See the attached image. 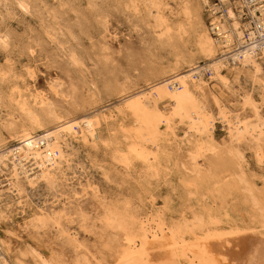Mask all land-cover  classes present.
Returning a JSON list of instances; mask_svg holds the SVG:
<instances>
[{
    "label": "bare ground",
    "instance_id": "bare-ground-1",
    "mask_svg": "<svg viewBox=\"0 0 264 264\" xmlns=\"http://www.w3.org/2000/svg\"><path fill=\"white\" fill-rule=\"evenodd\" d=\"M142 1L143 6L133 5L131 0L132 7L137 12V9L144 12V22L153 24V31L161 29L164 32L160 38L174 36V31L180 32L184 18L193 21L192 30L196 34V52L173 53V62L166 67L157 64L153 71L146 70L147 76H160L155 84L131 94L121 89L122 104L114 106L113 111L105 113L95 109L78 119H71L69 112L57 108L48 93L29 91L25 81H16L12 87L14 109L0 119V133L6 131L15 139V146H9V143L0 145V179L7 176L8 198L20 213H12V205L1 204L0 200V264H25L26 254L32 257L34 264H92L89 255L93 258L94 254L79 241L78 233H72L65 226V220L73 224L79 213L59 206L65 196L57 188L66 190L71 188L70 183L77 182L79 192H74L76 197L87 194L88 190L78 175L68 178L61 170L62 165L68 163L66 149L70 144L67 137L79 138L85 144L99 143L103 141L100 133L103 125L110 128L116 123L122 124V138L116 144L115 159L121 163V174L127 179L132 178V160L142 161L157 176L165 160L171 163L167 143L177 138L180 139L178 150L189 147L194 177L189 181L183 179V184L187 187L188 200L193 198L202 206L192 220L184 218L173 228L163 221L158 223L154 216H146L137 230L130 216L127 220L116 212L105 214L101 226L106 234L103 244L110 250L116 264H264V231L224 229L233 222V203L239 202L240 198L248 204L251 216L264 229V188L249 181L243 167L244 157L238 150L240 145L252 147L258 161L264 164V46L255 50L245 45L244 36L250 24L240 22L230 0H220L227 9L226 13L207 0L174 1L175 7L165 0ZM256 1L255 7H264V0ZM36 2L0 0V6H11L20 14H28L34 11ZM204 6H208L205 12L219 29L218 38L212 35L202 17ZM220 10L224 14L219 15ZM249 36L253 37L252 31ZM0 42L8 47L10 36L0 35ZM197 55L203 58L202 62L197 61ZM225 68L234 73L237 85L245 77L258 86L260 101L251 93H241L242 89L223 75ZM25 73L29 74L30 68ZM207 73L211 74L210 83L205 80ZM214 82L226 90L230 97L228 101H223L218 91L209 88ZM83 83L88 88L90 104L112 93L109 81L105 82L103 91L94 79L85 78ZM208 91L216 113L203 100ZM73 93L72 98H75V90ZM55 94L62 96L63 100L68 97L60 95V91ZM2 100L0 94V108ZM164 103L171 106L168 112L161 107ZM70 106L76 109L75 100ZM127 119L131 121L130 127L124 126L126 122L123 121ZM217 121L227 130L223 140L234 150H219L214 138ZM53 123L57 125L50 128L48 125ZM179 124L185 126L183 136L176 132ZM200 159L205 161L204 171L198 164ZM36 185L47 186L53 193L44 208L32 205L34 217L26 221V205L22 198L24 195L28 197L29 190ZM92 190L99 193L97 187ZM18 216L23 219L19 221ZM81 217L80 226L87 231L89 219L84 214ZM47 223L60 234L56 244L60 249L53 248L48 252L28 245L12 256L13 238H28L36 243L32 231L36 230L38 235ZM68 250L73 254L72 260L65 256ZM96 262L99 261L96 259Z\"/></svg>",
    "mask_w": 264,
    "mask_h": 264
},
{
    "label": "rangeland",
    "instance_id": "rangeland-1",
    "mask_svg": "<svg viewBox=\"0 0 264 264\" xmlns=\"http://www.w3.org/2000/svg\"><path fill=\"white\" fill-rule=\"evenodd\" d=\"M165 1L175 7L174 1L179 0ZM207 1L212 5L216 0ZM132 3L143 6L142 0H132ZM132 3L131 0H37L36 8L28 14H20L11 6H0V35L8 34L11 41L8 47L0 42V94L3 99L0 119L14 109L11 92L16 81H25L29 91L34 93H48L57 108L69 112L71 119H78L95 109L105 113L113 111L114 106L122 104L121 89L131 94L137 89H145L155 84L160 80V76H147L146 70L151 72L161 64L166 67L173 62V53L196 52V34L192 30V20L184 18L180 32L174 31V36L165 35L160 38L164 32H161V29L153 31V24L147 25L144 22V12L141 13V10L137 9L140 12L138 13ZM207 9L208 6H204L202 17L209 26V13L205 12ZM197 61L202 62L203 58L197 55ZM28 68L30 73L26 74ZM169 71V74L173 73L171 69ZM222 73L235 87L242 89L241 93H251L260 101L258 86L245 77H242L237 85L235 75L229 68H225ZM210 77L211 74L207 73L205 80L208 83L211 81ZM85 78L94 79L100 90L105 82L109 81L112 93L103 95L97 99L98 102L90 104L87 99L88 88L83 83ZM209 88L218 91L223 101L230 99L218 82L210 84ZM73 90L76 92L75 98H72ZM57 91H60V95H67V101L63 100L62 96H56ZM73 100L76 102V109L70 106ZM203 100L216 113L209 91ZM161 107L168 112L171 106L164 103ZM262 110L264 116V106ZM127 120L123 121L126 122L124 126L130 127L131 121ZM56 125L53 123L48 126L52 128ZM177 127H180L176 130L178 136H183L185 126L179 124ZM100 133L103 141L95 144H85L79 138L67 137L70 144V148L66 149L68 163H64L61 170L68 178H72L74 174L78 175L88 189L87 194L75 196L74 192H79L77 182L70 183L71 188L57 190L63 191L65 196L59 206L79 213L75 216L77 220L73 224L65 220V226L69 227L72 233H78L79 241L85 243L94 254V259L89 255L92 264H116L110 250L103 244L106 234L101 226L105 214L116 212L127 220L131 217L137 230L146 216H154L158 223L163 221L166 226L173 228L184 218L192 220L202 206L194 202L193 198L189 201L186 195L187 187L183 184V179L189 181L194 175L191 174L193 166L190 148L183 146L178 150L180 139L176 138V141L167 143L171 163L165 160L161 164L159 175L155 176V172L148 170L142 161L134 159L130 171L132 178L127 179L121 174V163L115 159L116 144L120 143L122 138V124L116 123L110 128L104 124ZM0 134V141H3L0 145L9 143V146H15V139L6 131ZM226 136L225 126L217 121L214 138L221 152L234 150L231 144L223 140ZM238 150L244 157L243 167L247 178L252 184L263 189L264 164L258 161L252 147L240 145ZM198 164L204 171L205 161L200 159ZM8 184L7 176H3L0 179V200L4 205H12L8 198ZM95 187L99 191L98 194L92 190ZM52 193L47 186L36 185L34 189L29 190L28 197L23 196L22 201L27 212L26 221L34 217L32 205L44 208L51 200ZM233 205V222L225 225L226 231H264L251 216L250 208L242 198ZM11 207L12 213L19 211L15 205ZM81 213L89 219L87 231L80 226ZM22 217L17 218L20 221ZM36 233V230L32 231L36 243L28 238H13L12 256L19 254V250L23 251L28 245L48 252L53 248L60 249L56 246L60 234L49 223L39 230L38 235ZM65 256L72 260L73 254L68 250L65 251ZM96 259L99 262H96ZM23 261L25 264H34L29 254L24 256Z\"/></svg>",
    "mask_w": 264,
    "mask_h": 264
},
{
    "label": "built area",
    "instance_id": "built-area-1",
    "mask_svg": "<svg viewBox=\"0 0 264 264\" xmlns=\"http://www.w3.org/2000/svg\"><path fill=\"white\" fill-rule=\"evenodd\" d=\"M256 2V0H230L231 8L239 17L240 22L250 24V29L245 32L244 36L245 45L258 50L264 46V7L262 5L255 7ZM212 6L222 8L225 13L227 12L220 0H216ZM219 12H222L219 15L224 14L221 10ZM209 27L212 35L218 38L219 29L215 27L211 17ZM251 31L253 32V37L249 36Z\"/></svg>",
    "mask_w": 264,
    "mask_h": 264
}]
</instances>
